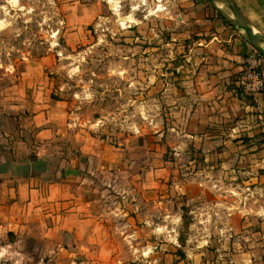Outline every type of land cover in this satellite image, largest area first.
Returning <instances> with one entry per match:
<instances>
[{"label": "crops", "instance_id": "1", "mask_svg": "<svg viewBox=\"0 0 264 264\" xmlns=\"http://www.w3.org/2000/svg\"><path fill=\"white\" fill-rule=\"evenodd\" d=\"M177 1L184 6L179 18L192 45L181 65L183 87L175 91L172 130L179 139L173 148L191 153L189 163L203 164L204 170L178 180L157 153L149 168L133 174L137 194L148 196L155 209L172 205L166 216L178 214L181 223L182 205L213 192L214 201L205 200L201 209L221 219L194 218L190 229L199 231L186 239L189 247L172 234L182 248L173 255L183 254L189 264H264V93L247 95L237 83L245 58L259 51L209 0ZM230 1L264 35V0ZM261 67L264 72L263 55ZM54 95L24 86L14 95L21 122L15 125L14 118L7 116L6 122L0 115V264H95L113 258L93 196L100 182L112 186L120 178L112 169L127 160L125 148L77 131L75 154L67 165L51 168L53 142L71 128L67 100ZM98 158L99 174L92 167ZM220 178L221 190L211 188L210 182ZM210 227L212 236L206 231ZM213 252H219L216 259L207 261Z\"/></svg>", "mask_w": 264, "mask_h": 264}, {"label": "rangeland", "instance_id": "2", "mask_svg": "<svg viewBox=\"0 0 264 264\" xmlns=\"http://www.w3.org/2000/svg\"><path fill=\"white\" fill-rule=\"evenodd\" d=\"M183 11L177 0H0L3 121L9 116L15 125L21 122L14 95L24 86L48 89L67 100L71 124L66 137L53 142L51 168L67 165L75 154L72 142L77 131L125 148L127 160L112 169L120 178L112 186L100 182V191L93 196L113 255L95 264H189L192 260L183 254L173 255L175 248H182L177 241L174 244L172 234H178L183 248L189 247L186 239L199 231L190 229L191 222L205 216L221 219L201 209L205 200L214 201L212 192L205 200L182 205L180 223L178 214L166 216L174 211L172 205L155 209L148 196H138L133 176L149 168L157 153L172 166L169 170L177 172L178 180L204 170L203 164L194 168L189 163L191 153L173 148L179 139L172 130L175 91L183 87L186 69L181 65L192 45L179 18ZM99 161L92 162L97 174L102 170ZM210 187L221 190V178L211 181ZM171 224L174 229L167 227ZM206 231L212 236L215 229ZM216 253H209L207 261H214Z\"/></svg>", "mask_w": 264, "mask_h": 264}, {"label": "built area", "instance_id": "3", "mask_svg": "<svg viewBox=\"0 0 264 264\" xmlns=\"http://www.w3.org/2000/svg\"><path fill=\"white\" fill-rule=\"evenodd\" d=\"M261 56L259 52L248 55L237 79L238 87L250 96L264 93V72L261 67Z\"/></svg>", "mask_w": 264, "mask_h": 264}, {"label": "water", "instance_id": "4", "mask_svg": "<svg viewBox=\"0 0 264 264\" xmlns=\"http://www.w3.org/2000/svg\"><path fill=\"white\" fill-rule=\"evenodd\" d=\"M220 14L233 26L243 31L249 42L264 56V48L261 43L264 42V35L257 33L248 23L243 14L230 0H209ZM218 2L224 3L229 11L217 5Z\"/></svg>", "mask_w": 264, "mask_h": 264}, {"label": "bare ground", "instance_id": "5", "mask_svg": "<svg viewBox=\"0 0 264 264\" xmlns=\"http://www.w3.org/2000/svg\"><path fill=\"white\" fill-rule=\"evenodd\" d=\"M217 5L223 9H226L227 11H229V8L222 2H218ZM230 13V11H229ZM262 47L264 48V42L261 43Z\"/></svg>", "mask_w": 264, "mask_h": 264}, {"label": "trees", "instance_id": "6", "mask_svg": "<svg viewBox=\"0 0 264 264\" xmlns=\"http://www.w3.org/2000/svg\"><path fill=\"white\" fill-rule=\"evenodd\" d=\"M56 97V95H54ZM57 98V97H56Z\"/></svg>", "mask_w": 264, "mask_h": 264}]
</instances>
